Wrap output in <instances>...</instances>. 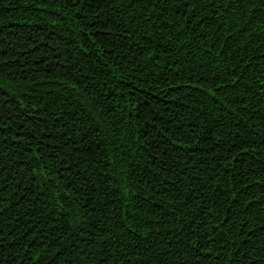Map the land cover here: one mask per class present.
Here are the masks:
<instances>
[{"label": "trees", "instance_id": "16d2710c", "mask_svg": "<svg viewBox=\"0 0 264 264\" xmlns=\"http://www.w3.org/2000/svg\"><path fill=\"white\" fill-rule=\"evenodd\" d=\"M0 264H264V0H0Z\"/></svg>", "mask_w": 264, "mask_h": 264}]
</instances>
